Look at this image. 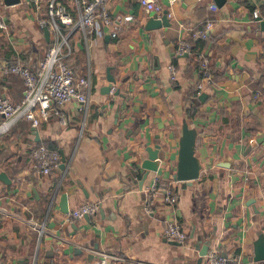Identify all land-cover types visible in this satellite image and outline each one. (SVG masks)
<instances>
[{"label":"crops","instance_id":"crops-1","mask_svg":"<svg viewBox=\"0 0 264 264\" xmlns=\"http://www.w3.org/2000/svg\"><path fill=\"white\" fill-rule=\"evenodd\" d=\"M59 1L76 14L74 0ZM156 1L168 10L170 26L145 29L155 15L138 0L108 1L110 13L120 17L114 36L110 30L84 36L79 27L62 26L74 74L90 81L89 100L85 109L75 101L54 105L36 127L20 118L0 133V173H6L0 177V264H197V245L206 239L221 255L264 264L252 260L264 239V30L255 20L264 18V0H225L222 6ZM46 2L0 1V66L10 61L33 68L42 58L52 40L37 22ZM207 21L209 35L197 53L208 59L211 79L198 90L199 59L175 48L180 38L191 42V31ZM107 71L114 84L104 93ZM23 85L20 75L0 73V96L18 102ZM190 88L207 96L194 100ZM183 121L196 130L194 153L202 164L189 182L172 177ZM38 143L59 153L46 175L33 168L31 148ZM154 144L164 158L153 160L156 169L140 187L145 148ZM223 158L231 159L230 167L216 165ZM152 181L176 194L172 210L157 194L153 213L144 212V188ZM87 201L99 203L96 213L68 216ZM171 216L187 233L183 244L162 233Z\"/></svg>","mask_w":264,"mask_h":264},{"label":"built area","instance_id":"built-area-1","mask_svg":"<svg viewBox=\"0 0 264 264\" xmlns=\"http://www.w3.org/2000/svg\"><path fill=\"white\" fill-rule=\"evenodd\" d=\"M1 1V0H0ZM37 6L41 0H30ZM109 0H74V15L59 0H47L42 16L38 17V25L47 27L52 35L51 43L47 46L44 55L36 65L31 68L21 64H3L0 66L1 74H18L22 77L23 88L22 97L18 102H12L0 96V133L7 130L8 126L17 119L23 118L30 122L33 127L48 118L51 108L54 105L62 106L69 101H75L79 109H85L89 94L90 81L86 77L76 76L68 62L71 47L68 43V35L63 32L62 26L71 28L79 27L83 35H100L103 31L110 30V34H116L119 16H113L109 9ZM144 10L159 17L162 14L163 6L156 0H138ZM173 2L175 0H169ZM215 5V4H214ZM214 5H212L214 7ZM169 14V12H168ZM4 21L0 20V28H4ZM211 22H205L202 27H196L190 33L192 41L209 35ZM190 40L180 38L175 48L176 53L182 54L189 51ZM200 66L208 67V59L202 53L197 54ZM171 79L175 78V70L169 66ZM196 84V88L201 90L211 76L205 73ZM203 81L205 83H203ZM63 123L65 117H61ZM33 168L40 174H48L59 162L57 150L49 148L44 143H38L31 148ZM161 195V201L168 211L172 210L177 196L169 185H160L152 181L144 188L143 210L147 214H152L155 207L156 195ZM99 208L97 201H87L79 204L68 212V216L73 219L82 218L84 215L94 214ZM164 237L169 240L183 244L187 239L186 231L181 227L178 220L171 216L164 220L162 231ZM107 258L119 260L116 255H106ZM205 264H243L241 257H228L219 254L214 249H208L203 256ZM131 264H155L144 260H132Z\"/></svg>","mask_w":264,"mask_h":264},{"label":"water","instance_id":"water-1","mask_svg":"<svg viewBox=\"0 0 264 264\" xmlns=\"http://www.w3.org/2000/svg\"><path fill=\"white\" fill-rule=\"evenodd\" d=\"M20 0H3V2L6 5L15 4L19 2ZM214 4L216 6H222L225 2V0H213ZM255 20L258 22V26L261 30H264V18L260 15L255 16ZM171 21L168 17V10L163 9L162 14L157 16H150L145 23V29L151 30L155 28H159L161 26H170ZM43 32L46 38L49 37V30L45 26L43 27ZM184 53V55H186ZM108 83L103 86L104 93H109L110 90L113 87L114 84V77L107 71L106 75ZM114 93H118V89L114 90ZM207 94L205 92H202L199 94L198 98L200 100H203ZM195 142H196V130L194 127H192L189 123L186 121H183L180 129H179V140H178V149H177V160H176V169L173 173V179L176 181H191L199 176V173L202 169V164L199 160V158L195 155ZM160 145L154 144L153 146H147L145 148L146 150V158L142 162V167L145 169L141 180L138 182L139 186H142V182L145 179L148 171L152 170L154 171L156 169V164L153 163V160L158 158L162 160L164 158V154L162 151H159ZM231 159L230 158H223L216 162V165L223 168H228L231 165ZM6 176L5 172L0 173V177L3 179ZM5 179V178H4ZM60 211L62 213L67 212V201H66V195L64 193L60 194ZM85 218H88V215H84ZM170 242L175 244H180L177 241L170 240ZM210 240L206 239L202 245H197V264H200L203 256L206 254L208 250ZM76 249H74L75 251ZM88 260H91L93 258L92 253H88L86 255ZM253 261H261L264 260V239H260L254 249V254L252 256ZM16 264H24L23 261H18Z\"/></svg>","mask_w":264,"mask_h":264},{"label":"trees","instance_id":"trees-1","mask_svg":"<svg viewBox=\"0 0 264 264\" xmlns=\"http://www.w3.org/2000/svg\"><path fill=\"white\" fill-rule=\"evenodd\" d=\"M202 25H199L198 27H202ZM206 40H207L206 38L205 39L198 38V39L190 42V47H189V51H188V53H189L188 56H189L190 59L196 58V56L198 54L197 51H199L200 49H202V47L204 46V43H205ZM8 63L9 64H12L14 62H10L9 61ZM194 66L198 67V70H199V79L202 78V76L205 73L211 72V69H210L209 66L207 68L201 67L200 66V61L199 62H196L194 64ZM189 90H190L189 95L192 96V99L193 98H194V100L197 99L198 98V95H199V91L194 90V89H191V88ZM193 111H194V108L190 105L187 108V110H186L187 117H190L193 114Z\"/></svg>","mask_w":264,"mask_h":264}]
</instances>
